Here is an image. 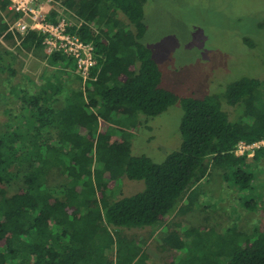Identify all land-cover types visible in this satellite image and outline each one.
Instances as JSON below:
<instances>
[{"label": "trees", "instance_id": "1", "mask_svg": "<svg viewBox=\"0 0 264 264\" xmlns=\"http://www.w3.org/2000/svg\"><path fill=\"white\" fill-rule=\"evenodd\" d=\"M62 1L78 22L70 30L94 46L96 65L85 82L73 60L48 53L35 32H7L0 15V39L17 52H45L39 59L47 67L23 89L18 53L0 44V77L19 106L0 133V264H147L146 241L124 231L159 234L163 217L192 212L210 168L220 171L230 206L264 217V147L250 159L234 155L238 142L264 137V80L242 79L221 97L179 98L160 87L159 69L142 43L146 0ZM8 6L0 0V14ZM176 104L182 141L163 162L132 155L125 137L114 142L119 127L135 128L139 116L154 118ZM52 171L63 181L52 185ZM124 179L142 182V190L117 197L115 185ZM179 226L161 233V243L178 264L185 250L193 256L184 264H198L196 250L206 255L211 243L202 237L216 235ZM222 232L229 241L202 264H264V228L254 224L246 233L232 225Z\"/></svg>", "mask_w": 264, "mask_h": 264}, {"label": "rangeland", "instance_id": "2", "mask_svg": "<svg viewBox=\"0 0 264 264\" xmlns=\"http://www.w3.org/2000/svg\"><path fill=\"white\" fill-rule=\"evenodd\" d=\"M52 1L53 5L58 2ZM45 2L47 0H38L42 5ZM60 9L70 26L78 25L71 12ZM8 18L9 22L13 21ZM144 23L146 30L142 43L151 51L159 69L160 87L179 98L221 97L230 85L242 79L264 80V0H146ZM13 52H17L16 49ZM18 56L24 54L18 52ZM22 63L17 59V70L22 68ZM9 86L11 84L4 83L0 77V133L14 121L13 110L19 108L16 107V94L7 92ZM27 88L29 86L23 82V89ZM225 111L232 117L230 108ZM182 115L181 107L176 104L154 118L139 116L140 123L135 128L125 125L117 129L114 142L122 143L126 138L132 155L146 156L161 163L181 144ZM105 125L107 117L99 119V129L103 131ZM209 171L212 177L199 185L197 206L193 202V211L189 210L183 216L163 217L164 225L160 229L161 233L179 230L177 225L180 224L179 227L199 228L201 235L207 230L214 231V238L210 235L209 240H204L205 237L201 240L204 245L211 242L205 247L207 254L223 249V242L229 241L230 236L222 231L232 225L246 233L251 232L254 224L264 228V217L230 206V191L221 184L220 171L217 168ZM61 180L63 177L52 171L51 184L57 185ZM16 187H11L9 193L16 192ZM142 188V182L124 179L115 185V194L117 197L131 196ZM151 231L125 230L124 234L138 242L146 241L147 264H178L175 254L162 245V234L152 235ZM189 252L190 255L183 251L187 254L181 264L192 258L193 250ZM196 252L200 259L198 264H202L207 254H201L199 249Z\"/></svg>", "mask_w": 264, "mask_h": 264}, {"label": "built area", "instance_id": "3", "mask_svg": "<svg viewBox=\"0 0 264 264\" xmlns=\"http://www.w3.org/2000/svg\"><path fill=\"white\" fill-rule=\"evenodd\" d=\"M8 1V11L18 15V18L7 23V32L19 35L35 32L42 36L47 52H58L73 60L82 81L85 82L90 76L91 69L96 65L94 46L84 42L70 30L71 26L63 14L57 20H52L38 0ZM47 2L52 3L53 1L47 0ZM261 147H264V137L253 143L240 141L236 145L234 155L250 159Z\"/></svg>", "mask_w": 264, "mask_h": 264}, {"label": "crops", "instance_id": "4", "mask_svg": "<svg viewBox=\"0 0 264 264\" xmlns=\"http://www.w3.org/2000/svg\"><path fill=\"white\" fill-rule=\"evenodd\" d=\"M59 4V0H56ZM52 4V3H48L45 2L43 4V6L45 7V10L47 11L48 15L50 16L51 19H53L54 21L57 20L58 18H60L61 15V9H65L66 7H62V2L60 5L58 4ZM66 10V9H65ZM67 11V10H66ZM69 13V12H68ZM63 14V13H62ZM72 15H74V13L71 12ZM2 16V20L4 23H8V17H10V19H12V17L10 16L11 13L8 11L7 8V12H2L0 14ZM75 16V15H74ZM0 44L3 45L7 50L12 51L15 49L13 46H8L7 44H5L1 39H0ZM17 45V44H16ZM18 53V52H17ZM20 54H24L23 57L18 56V59L22 60V68H20V72L22 74V77L24 79V83L28 84V83H35L38 82L40 80V78L43 76L44 71L47 69L46 64L44 61H42L41 59H39L41 56V54L44 56L45 52H41V53H26L25 51L23 52H19ZM18 65H21V62L18 63ZM22 82V83H23ZM23 87V84L21 85Z\"/></svg>", "mask_w": 264, "mask_h": 264}]
</instances>
